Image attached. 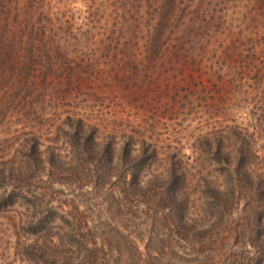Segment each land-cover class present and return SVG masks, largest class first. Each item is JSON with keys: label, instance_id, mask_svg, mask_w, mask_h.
Returning <instances> with one entry per match:
<instances>
[{"label": "trees", "instance_id": "1", "mask_svg": "<svg viewBox=\"0 0 264 264\" xmlns=\"http://www.w3.org/2000/svg\"><path fill=\"white\" fill-rule=\"evenodd\" d=\"M159 1L155 23L145 37L138 35L140 46L147 45V61L155 53L159 57L166 20L181 10L176 7L181 0ZM4 9L7 14L12 10L0 0V15ZM7 14L0 23L10 18ZM106 40L110 44V37ZM125 49V57L113 55L120 85L112 76L109 83L121 100L136 95L146 78ZM57 56L49 65L39 60L26 77L32 78L33 90L40 81L48 82L55 108L61 99L65 105V98L99 88L91 56ZM185 63L183 58L179 76ZM26 94L17 90L13 98L27 102ZM60 116L40 131L20 129L14 148L0 155V211L14 214L20 258L29 264H264V175L251 169L253 153L242 127L225 129L220 138L199 133L208 150L204 164L199 158L188 163V157L176 153L161 157L153 142L102 131L77 111ZM54 129L58 136L48 137ZM58 137L65 148L58 147ZM64 184L79 194L69 191L71 199L65 200L58 188ZM194 204L197 211H192Z\"/></svg>", "mask_w": 264, "mask_h": 264}, {"label": "rangeland", "instance_id": "2", "mask_svg": "<svg viewBox=\"0 0 264 264\" xmlns=\"http://www.w3.org/2000/svg\"><path fill=\"white\" fill-rule=\"evenodd\" d=\"M1 1L12 10L7 14L4 9L3 15L10 18L0 23V155L14 148L23 133L20 129L39 130L59 115L77 111L102 131L130 133L136 142L145 138L158 147L161 157L176 153L188 157V163L199 158L198 163L205 164L202 158L208 150L197 138L199 133L220 138L225 129L242 127L253 153L251 169L264 175V0H181L176 6L181 10L166 20L158 40L159 57L155 53L149 61L147 45L140 46L138 35L145 37L155 23L159 0ZM143 27L146 30H140ZM122 48L124 54L129 50L146 77L136 95L128 93L123 100L114 97L109 84L110 76L118 84L113 55L119 59ZM57 54L91 56L101 78H96L99 88L71 101L65 98V105L61 99L55 108V91L48 82L40 81L33 90L32 78H27L39 60L49 65ZM183 58L187 63L179 76ZM107 75L110 80L104 84ZM17 90L27 93V102L13 98ZM57 136L54 129L48 137ZM60 140L58 147L65 148ZM58 188L65 200L71 199L69 191L79 194L70 184ZM195 204L192 211H197ZM13 215L0 211V264H29L15 251Z\"/></svg>", "mask_w": 264, "mask_h": 264}]
</instances>
